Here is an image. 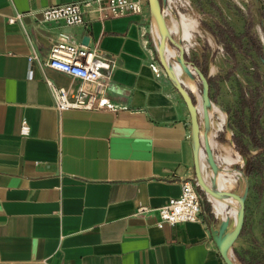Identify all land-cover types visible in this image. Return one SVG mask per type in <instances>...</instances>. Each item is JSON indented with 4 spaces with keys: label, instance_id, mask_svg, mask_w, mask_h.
<instances>
[{
    "label": "crops",
    "instance_id": "1",
    "mask_svg": "<svg viewBox=\"0 0 264 264\" xmlns=\"http://www.w3.org/2000/svg\"><path fill=\"white\" fill-rule=\"evenodd\" d=\"M76 1L81 0H0V264H227L212 235L225 218L226 203L218 211L205 196L198 221L163 227L158 215L137 214L142 206L179 196L183 182L197 177L191 114L173 80L153 72L144 46L150 36L142 34L140 14L92 15L86 25L68 26L42 23L38 13H29ZM176 1L166 0L165 8ZM256 1L264 27V0ZM180 3L190 12H169L167 21L172 15H197L193 0ZM150 9L148 1L144 10L149 14ZM19 13L21 18L11 20ZM60 32L119 58L111 97L123 108L55 107L48 82L73 94L82 79L30 55L45 58ZM218 42L213 36L201 55L189 60L209 77L212 112L223 103L221 86L227 80L219 77L225 55ZM193 86L187 87L198 92L195 81ZM194 92L199 100L200 93ZM226 105L230 120L221 122L214 137L234 146L246 173L248 158L262 148L251 138L252 114L246 116L245 131L237 126L243 96L234 95ZM24 119L30 125L26 135L21 133ZM234 134L243 141L245 154L236 149ZM216 159L220 163L217 154ZM248 199L234 245H246L262 228L250 220ZM224 211L230 217L231 205ZM230 219L233 227L236 218Z\"/></svg>",
    "mask_w": 264,
    "mask_h": 264
},
{
    "label": "rangeland",
    "instance_id": "2",
    "mask_svg": "<svg viewBox=\"0 0 264 264\" xmlns=\"http://www.w3.org/2000/svg\"><path fill=\"white\" fill-rule=\"evenodd\" d=\"M193 4L197 15H193L194 18H192L184 14L194 20L192 21L193 26L190 27L191 30L188 31L190 32L188 38L181 31L171 32V37L185 48L188 61L195 60V57L201 55L204 44L208 45V40H211L213 36L223 46L222 51L225 57L221 59L224 61L225 70L219 77H226L227 80L224 82V86H221L223 103L218 105V108L214 106L212 119L216 123L224 122V120L228 123L230 112L226 111L225 104H227L226 107H229L234 95L241 94L244 109L238 115L237 121L245 125L246 116L252 114L253 119L257 122L258 132H261L260 129L264 128V62L262 60L264 58V27L261 19V5L256 0H193ZM182 10L183 13L190 12L184 8ZM149 15L150 21L153 23L151 9ZM169 18L171 21L172 17ZM177 18L179 19L180 16ZM153 37H155L154 33ZM169 42L180 50L176 42L173 43L171 39ZM219 53L221 55V52ZM173 58L176 60L175 57ZM176 70L181 72L179 67H176ZM196 79L198 91L201 93V82L198 78ZM195 99L197 102V96ZM234 104L232 105L234 106ZM236 107L238 108V103ZM225 112H227V117ZM214 140V152L220 160L222 170L233 172L232 174L238 179L236 186L231 191L243 194L247 190L250 220L262 225V228L257 231L258 235L252 236L246 245L236 243L233 246L236 259L240 264H245L237 256L236 250H238L248 260L258 256L264 264V170L257 177L248 176L241 168V164H244L245 160L242 161V158L237 155L234 146L227 143L223 145L217 137H214ZM227 150L233 158L232 162H226L227 160L224 159L223 153H227ZM260 153L257 158L264 161V150H260ZM207 173L209 178H212V173L208 171V168ZM256 185L262 186L260 192L256 189Z\"/></svg>",
    "mask_w": 264,
    "mask_h": 264
},
{
    "label": "built area",
    "instance_id": "3",
    "mask_svg": "<svg viewBox=\"0 0 264 264\" xmlns=\"http://www.w3.org/2000/svg\"><path fill=\"white\" fill-rule=\"evenodd\" d=\"M179 1L181 2L177 0L173 4L168 3V10L165 6L163 7L165 16L169 12H179V9L185 7L186 4ZM146 2L148 0H81L52 4L36 11L31 10L29 13H38L39 22L68 26L86 25L92 15V18L105 19L127 13L140 14L145 20L142 34L150 36L144 41V46L150 53V66L157 77L168 76L157 53L153 23L150 21V15L144 10ZM21 17L22 14L19 13L11 20ZM30 59L42 60L46 65L75 74L82 79L77 91L73 94L52 81L48 82L58 110H119L124 107L117 104L111 97V93L116 89L114 73L120 64L117 56L107 57L96 48H90L77 41L73 34L60 32L45 58L32 53ZM21 133L24 135L30 133V125L26 119L23 120ZM219 165L221 166L220 163ZM205 196L209 194L203 193L196 177L194 181L189 179L183 182L179 196L170 197L159 206H142L137 214L158 215L159 227H163L165 223L195 222L201 217Z\"/></svg>",
    "mask_w": 264,
    "mask_h": 264
},
{
    "label": "water",
    "instance_id": "4",
    "mask_svg": "<svg viewBox=\"0 0 264 264\" xmlns=\"http://www.w3.org/2000/svg\"><path fill=\"white\" fill-rule=\"evenodd\" d=\"M149 5L153 14L156 15L163 39L160 43V48L158 49L159 60L164 67L167 75L173 80L176 88L183 96L190 114L192 121V134L194 140V154H195V167L196 176L201 189L206 194H212L217 197H234L239 201V210L233 227L231 226V219L229 216L225 217L218 228H213L212 235L216 242L220 253L227 264H240L236 259L235 253L233 251V246L237 238L241 235V232L245 223L246 215V199L247 190L240 194L236 191H226L222 189H217L215 187V175L221 169L219 165L214 148L210 142V138L207 128L210 127L211 121V111L210 108L213 106V101L211 98L210 90L211 83L207 74L198 66L192 65L186 58L185 48L176 42L174 38L171 37V32L168 27L167 19L164 14V4L166 0H148ZM166 37L171 39L174 43L176 42L180 47L179 61L182 63L184 69L190 75L198 78L201 82V96H202V106L203 115L201 114L199 103L200 100L196 102L191 90L182 82V80L174 72L173 66H171L165 56L164 47L166 43ZM264 62V58H262ZM200 152L205 154L208 164L212 172V182L209 184L203 176L202 166L200 161Z\"/></svg>",
    "mask_w": 264,
    "mask_h": 264
},
{
    "label": "bare ground",
    "instance_id": "5",
    "mask_svg": "<svg viewBox=\"0 0 264 264\" xmlns=\"http://www.w3.org/2000/svg\"><path fill=\"white\" fill-rule=\"evenodd\" d=\"M152 20H153V33L155 34L154 38H156L155 41H156L157 49H159L160 48V43H161V41L163 39V35L161 33L160 26H159V23H158V20H157V17H156L155 14H153ZM192 21H194V20H192V18L187 17L186 15L182 14L179 19L177 18V15H173L171 21L169 20V21H167V23H168V27H169L170 32H172V31H175V32L181 31L183 33V35L186 38H188L189 33H190L188 31H189V29H190V27H191V25L193 23ZM164 53H165V56H166V59H167L168 63L171 66H173L174 72L177 74V76L182 80V82L185 85L191 86V88H194L193 81H195L197 83V86H198V82H197L196 77H194V76L190 75L189 73H187L186 70L184 69L182 63L179 61L178 58H179V55H180V50L175 48V47H173L170 44L169 39L167 37H166V43H165V47H164ZM173 57H175L176 60H174ZM176 67L181 68V72L180 73L176 70ZM192 92H194V91H192ZM198 92H194V93L198 94ZM199 100H200L199 108H200L201 114L203 115V106H202L201 93H200ZM211 113H212V111H211ZM220 114H221V112H220ZM221 117L223 118V116H221ZM220 127H221V122L216 123L215 120H213L212 117H211L210 127L207 128L206 131L208 132V135H209L210 142H211L212 146L215 145L214 135L216 133V130L219 129ZM223 154H224V159L227 160V161L225 160L226 162H232L233 161V158H232V156H231V154H230V152L228 150H227V153H223ZM200 161H201V166H202V173L204 174V179L210 184L212 182V180H211V178H209V175L207 173L208 162H207V159H206L205 154L203 152H200ZM232 173L228 172V171H223L222 168L219 169V171L215 175V187L217 189L231 191V189L234 186H236L237 181H238V179ZM209 196L214 201L215 208L218 211H221L223 206H224V203H227V206L231 205V211H230L231 215L234 218L237 217V213H238V210H239V201H238V199H236L234 197H217V196H214L212 194H209ZM225 208H226V204L224 206V209ZM224 209L222 210V215H224V217H227L226 216V212L224 211ZM231 215H230V217H231Z\"/></svg>",
    "mask_w": 264,
    "mask_h": 264
},
{
    "label": "trees",
    "instance_id": "6",
    "mask_svg": "<svg viewBox=\"0 0 264 264\" xmlns=\"http://www.w3.org/2000/svg\"><path fill=\"white\" fill-rule=\"evenodd\" d=\"M237 126L242 131H245L246 129V126L240 124L239 122L237 123ZM256 126H257V122L256 120L253 119V115H252V118L250 121V128L252 130V133H251L252 141L254 145L259 146L262 148V150H264V128L260 129L261 130L260 133L262 134V137H259L258 128ZM233 140H234L236 149L245 154L247 151L243 146V141L240 139V136H238L237 134H234ZM260 154L261 153L259 152L256 154V156L258 157ZM257 157L251 156L248 158V161L246 164V173L248 175H261L263 173L264 161L258 159ZM236 254L239 257V259L245 264H262V260L258 256H254L251 260H248L243 254H241L240 251L236 250Z\"/></svg>",
    "mask_w": 264,
    "mask_h": 264
}]
</instances>
